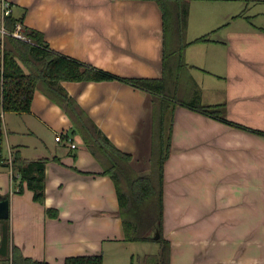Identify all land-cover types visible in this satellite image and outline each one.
<instances>
[{"label":"crops","instance_id":"obj_1","mask_svg":"<svg viewBox=\"0 0 264 264\" xmlns=\"http://www.w3.org/2000/svg\"><path fill=\"white\" fill-rule=\"evenodd\" d=\"M10 1L18 22L43 33L56 51L124 77L162 75L163 20L156 0ZM252 37L264 41V32H229L219 42L200 43L206 46V56L194 57L192 44L186 56L200 84L193 69L202 67L220 76L213 65L224 59L226 76L221 80L228 119L259 131L264 130V47L245 48ZM61 84L113 143L133 155L137 171H150V92L119 79ZM174 119L163 220L173 246L172 264H264V163L248 166V130L185 105L176 107ZM224 130L226 139L240 142L238 149L216 150V142L225 140ZM0 132V200L9 205V216L0 218V264H13L14 246L24 256L49 264L100 253L115 254V264H127L122 253L131 241L124 238L115 182L104 174L65 109L40 89L28 112L5 111L0 98ZM60 133L72 135L77 146L58 141ZM252 133L262 142V134ZM15 150L25 159H47L44 201L35 200L27 181L13 169ZM263 151L256 146L255 155ZM170 205L176 206L172 218ZM249 206L255 207V215L247 229Z\"/></svg>","mask_w":264,"mask_h":264},{"label":"trees","instance_id":"obj_2","mask_svg":"<svg viewBox=\"0 0 264 264\" xmlns=\"http://www.w3.org/2000/svg\"><path fill=\"white\" fill-rule=\"evenodd\" d=\"M156 1L161 8L163 20V72L160 77L117 75L56 51L43 33L24 26L29 41L6 34L0 46L3 53V64L0 67V98L5 111L19 113L30 111L37 89L59 103L103 166L104 174L109 175L115 182L125 240L131 242L152 240L160 244L158 253L145 254L138 257L139 261L142 264H172V242L163 232L164 180L165 163L172 148L176 107L185 105L228 124L243 129L247 127L228 119L226 101L216 103L203 101L200 96V83L194 77L186 58L187 48L193 43L219 42L212 37L215 30L188 40L190 1ZM18 21L21 19L16 18L14 13L6 16V29L13 31ZM112 79L128 82L152 94V152L151 167L147 173H140L133 167V155L113 143L61 84L63 80ZM247 130L260 134L263 132L249 128ZM1 135L0 132V139ZM46 163L45 158L29 160L22 157L19 150L13 151V169L20 173L22 180L27 181V187L33 190L35 200L40 202L45 198ZM157 225L159 237H151ZM13 264L49 263L24 256L20 249L14 246ZM65 264H104V254L70 256L66 258Z\"/></svg>","mask_w":264,"mask_h":264},{"label":"rangeland","instance_id":"obj_3","mask_svg":"<svg viewBox=\"0 0 264 264\" xmlns=\"http://www.w3.org/2000/svg\"><path fill=\"white\" fill-rule=\"evenodd\" d=\"M189 1H190V17H189V26H188V34H187L188 40L194 37L202 36L207 32L209 33L213 30L215 31L214 34H212V37L218 40H224L227 34H229V32L234 33V32L246 31V34H250V35L256 33L260 35L262 32H264L263 30L264 28L259 29V27L261 26L264 27V0H189ZM0 12H1V4H0ZM2 37L3 34L0 32V42L3 39ZM256 37L250 38L249 43L245 46V48L247 47V49L249 50L253 49L254 51H256L255 50L256 47L259 46V50H261L264 47V41L259 42L257 39L255 40ZM204 47L206 46H203L200 43L192 44V46H190V53L192 54L193 51L194 57L196 58H199L203 55L206 56L207 54L206 52L208 51H206ZM186 58H188V56H186ZM201 63L203 64V60H201ZM251 67H254V65H251ZM193 70L197 78L201 80L200 96H202L204 102H208V101L210 103H212L213 101L222 102L226 97L225 94L226 87L222 86L224 80H221L226 76L224 59L215 61L213 65V70H215V72L218 73L220 76H216L215 74H212L211 71H209L208 69H204L198 66L195 67ZM252 118H253L252 121L254 122V113L252 115ZM243 126L249 129L257 128L256 126H251V125L250 126L243 125ZM234 128H238L242 131L247 130V128L242 129L241 127L239 128L237 126ZM262 131L264 132V130ZM246 132L248 134V140L246 142V145H248V151L251 152L249 153L250 156L248 157V166H256L260 164L261 160H263L264 163V151L262 155L260 154L258 156L255 155L256 146H262L264 149V137L258 136L260 138H263V140L262 142L259 141L257 142L256 141L257 136L255 133H252L249 130ZM263 132L262 135L264 136ZM227 135L228 133L224 130L223 136H225V140L223 142L220 141L216 142L218 144L215 147L216 150H221V149L232 150L239 148V146L241 145L240 142L226 139ZM221 160L224 159L221 158ZM199 197H202L201 194ZM169 207H170L169 217L172 218L174 217L176 206L170 205ZM186 208L188 209V207ZM254 209L255 207L249 206L247 212L248 214L246 213L247 229L250 226V223L253 219L251 215L253 216L255 215L253 213ZM164 213H165V209H164ZM174 224L175 223H171V226L173 227H171L170 229L174 228ZM155 231L156 230L154 228L150 235L151 237L154 236ZM172 231H173L172 234L174 235L175 230L172 229ZM261 239L264 240V237H262ZM126 245L128 246V248L127 249L125 248L126 249L125 253L122 254L127 255V264H139L138 262L139 254H141L140 257H142L145 254H148L147 252L158 253V249L160 248V244L157 241H152V240H150V242L149 241L127 242ZM113 255H109V254L105 255L104 264H115L116 262H114L112 258Z\"/></svg>","mask_w":264,"mask_h":264},{"label":"built area","instance_id":"obj_4","mask_svg":"<svg viewBox=\"0 0 264 264\" xmlns=\"http://www.w3.org/2000/svg\"><path fill=\"white\" fill-rule=\"evenodd\" d=\"M1 3V16H0V25H1V31L3 35L11 34L14 37L23 39V40H30L24 31V26L21 22H17L16 27L13 31H9L5 27V18L8 15H11L13 13V4L10 0H0ZM56 139L58 141H67L70 143L71 147H76V143L74 141V138L72 135L63 136V134H57Z\"/></svg>","mask_w":264,"mask_h":264},{"label":"water","instance_id":"obj_5","mask_svg":"<svg viewBox=\"0 0 264 264\" xmlns=\"http://www.w3.org/2000/svg\"><path fill=\"white\" fill-rule=\"evenodd\" d=\"M192 66V65H190ZM9 216V205H8V201L3 199L0 200V218H7ZM155 235L153 236L154 238H158L159 237V226L157 225L155 228Z\"/></svg>","mask_w":264,"mask_h":264}]
</instances>
